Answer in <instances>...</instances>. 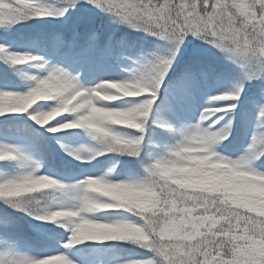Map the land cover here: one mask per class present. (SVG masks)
Segmentation results:
<instances>
[{
    "label": "snow or ice",
    "instance_id": "obj_1",
    "mask_svg": "<svg viewBox=\"0 0 264 264\" xmlns=\"http://www.w3.org/2000/svg\"><path fill=\"white\" fill-rule=\"evenodd\" d=\"M0 264H264V0H0Z\"/></svg>",
    "mask_w": 264,
    "mask_h": 264
},
{
    "label": "trees",
    "instance_id": "obj_2",
    "mask_svg": "<svg viewBox=\"0 0 264 264\" xmlns=\"http://www.w3.org/2000/svg\"><path fill=\"white\" fill-rule=\"evenodd\" d=\"M53 2H57V0H53ZM79 15H80L79 12L74 13L73 20L70 23L75 22V20L79 17ZM95 22H96V25L104 31H112L115 28L116 38L117 39H119V38L126 39L130 44L135 46V49H139L140 47H144L148 50H152L154 47V43H156V42H154L152 37H146L142 33H136V32L131 31L130 29H127L124 27H119V28H116V26L109 27L108 21L106 20V18L103 17L102 14H96ZM55 27H60V26L56 25ZM24 31H30V29L26 28V29H24ZM68 131L72 132L74 130H68ZM81 138H83V140H85V142H84L85 145L90 144L89 137H87L84 134H81L80 136L75 137L73 139L72 145H74V143H76V142H81ZM80 144H83V142H81ZM60 155L63 156L65 154L61 153ZM134 254H135L134 251L130 247L124 253V255L126 257H131Z\"/></svg>",
    "mask_w": 264,
    "mask_h": 264
},
{
    "label": "rangeland",
    "instance_id": "obj_3",
    "mask_svg": "<svg viewBox=\"0 0 264 264\" xmlns=\"http://www.w3.org/2000/svg\"><path fill=\"white\" fill-rule=\"evenodd\" d=\"M57 26H60V25H57ZM90 140V139H89ZM85 140H83V138H81V142H84ZM81 142H76V143H74V145H72L73 147H79L80 145H82V144H80ZM92 143V141L90 140V144ZM83 145H85V143H83Z\"/></svg>",
    "mask_w": 264,
    "mask_h": 264
}]
</instances>
